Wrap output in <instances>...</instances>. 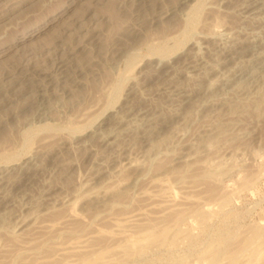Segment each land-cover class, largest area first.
<instances>
[{"label":"rangeland","instance_id":"obj_1","mask_svg":"<svg viewBox=\"0 0 264 264\" xmlns=\"http://www.w3.org/2000/svg\"><path fill=\"white\" fill-rule=\"evenodd\" d=\"M260 246L264 0H0V264Z\"/></svg>","mask_w":264,"mask_h":264},{"label":"bare ground","instance_id":"obj_2","mask_svg":"<svg viewBox=\"0 0 264 264\" xmlns=\"http://www.w3.org/2000/svg\"><path fill=\"white\" fill-rule=\"evenodd\" d=\"M1 2H2V1H1ZM199 3H200V2H199ZM10 7H11V6H10ZM189 15H191V14H189ZM79 26H80V25H79ZM68 37H69V36H68ZM64 42H65V41H64ZM61 43H62V42H61ZM160 46H161V45H160ZM160 46H159V48H160ZM56 47H57V46H56ZM59 47H60V46H59ZM154 48L156 49V47H154ZM61 49H62V48H61ZM151 49H152V48H151ZM155 49H154V51H155ZM157 49H158V48H157ZM157 49H156V52H157ZM160 49H161V48H160ZM170 68H171V67H170ZM170 68H169V69H170ZM164 73H165V72H164ZM161 74H162V73H161ZM159 75H160V74H159ZM158 77H159V76H158ZM158 79H159V78H158ZM161 82H162V81H161ZM159 85H160V84H159ZM22 86H23V85H22ZM22 86H21L20 88H22ZM25 87H27V86H25ZM28 87H30V85H29ZM23 88H24V86H23ZM23 88H22V89H23ZM23 90H24V89H23ZM23 90H22V91H23ZM157 90H158V89H157ZM20 93H21V92H20ZM181 95H182V94H181ZM181 98H182V97H181ZM184 99H185V98H184ZM71 126H72V125H71ZM71 126H70V127H71ZM67 127H68V126H67ZM74 127H75V126H74ZM72 130H73V129H72ZM33 134H34V133H33ZM27 135H28V134H27ZM19 187H20V186H19ZM179 213H180V212H179ZM74 214H76V213H74ZM180 214H182V213H180ZM76 215H77V214H76ZM175 215L180 216V219H181V215H179L178 213L175 214ZM169 216H170V215H169ZM169 216H168V217H169ZM184 216H185V215H184ZM71 217H72V216H71ZM171 217H172V216H171ZM174 217L176 218V216H174ZM178 219H179V218H178ZM178 219H177V220H178ZM170 220H172V219L170 218ZM174 220H176V219H174ZM173 222L175 223L176 221H173ZM151 225H152V224H151ZM151 225H149V227H150ZM146 226H147V225H146ZM146 226H145V227H146ZM152 226L154 227V225H152ZM164 226H165V225H164ZM168 226L170 227V225H168ZM118 227H119V226H118ZM124 227H125V225H124ZM145 227H144V229H145ZM149 227L147 226V228H146V229L148 230L147 233H146V229H145V232L143 231V233H146V234H145V236H144V239H145V240H143V237H141V238H142L141 241L143 240L142 244H144V242H147L146 240H148L150 244H151V243H160V241L163 239V237H164L165 234H166V230H167L166 227H167V226L164 227V228H161V227H157V226H155V227H157L158 229H157V228L154 229V228H152V227L149 228ZM127 228H130V227L128 226ZM127 228H126V229H127ZM148 228H149V229H148ZM159 228H160V229H159ZM165 228H166V230H165ZM122 229H123V228H122ZM139 229H140V228H139ZM142 229H143V228H142ZM127 230H128V229H127ZM101 232H102V231H101ZM123 232H124V231H123ZM126 232H127V231H126ZM136 232H137V231H136ZM96 233H97V232H96ZM102 233H103V232H102ZM110 233H111V232H110ZM115 233H116V232H115ZM124 233H125V232H124ZM138 233H139V232H138ZM141 233H142V232H141ZM141 233H140V234H141ZM143 233H142V234H143ZM253 233H254V232H253ZM120 234H122V233H120ZM129 234H130V233H129ZM129 234H128V235H129ZM142 234H141V235H142ZM101 235H102V234H101ZM104 235H105V234H104ZM104 235H102V236H104ZM106 235H107V233H106ZM106 235H105V236H106ZM118 235H119V234H118ZM124 235H125V234H124ZM128 235H127V237H128L129 239L126 240L125 247H123L122 243L119 245L120 247L123 248V249H122V248L119 247V248H120V251H121V249H122V252L126 253V255H124V256H129L130 254H128V253H130V252H132L131 255H133V253L138 252V251H137L138 249H140V250L142 249V248H141L142 245L140 244L141 241H139V244L141 245V247H140V246H136V243H135V242H137V239L135 240V237H134L133 239H130L131 237H129ZM141 235H140V236H141ZM143 235H144V234H143ZM167 235H168V234H167ZM131 236H136V235H131ZM169 236H170V235H169ZM99 237H100V236H99ZM123 237H125V236H122L121 238H123ZM100 238H102V237H100ZM109 238H110V237H109ZM221 238H222V237H221ZM103 239H104V237H103ZM107 239H108V238H107ZM190 239H191V237H190ZM123 240H124V238H123ZM117 241H119V240H117ZM120 241H122V240L120 239ZM189 241H190V240H189ZM249 241H250V240H248V243H247V244L250 243ZM161 242H162V241H161ZM163 242L165 243V239H164ZM163 242H162V243H163ZM218 242H219V241H218ZM227 242H228V241H227ZM227 242H225V243H227ZM229 242H230V241H229ZM251 242H252V240H251ZM116 243H118V242H116ZM119 243H120V242H119ZM124 243H125V242H124ZM147 243H148V242H147ZM243 243H245L244 245H247L245 240H244ZM243 243H242V244H243ZM139 244H138V245H139ZM217 244H219V243H217ZM227 244H228V243H227ZM73 245H74V244H73ZM151 245H152V244H151ZM257 245H258V244H257ZM77 246H78V245H77ZM77 246H76L75 248H77ZM83 246H84V245H83ZM148 246H149V244H148ZM248 246H249V245H247L246 248H248ZM69 247H70V246H69ZM69 247H68V248H69ZM79 247H80V246H79ZM81 247H82V245H81ZM115 247H116V246H115ZM136 247H137V248H136ZM156 247H157V246H156ZM82 248H83V247H82ZM119 248H118V249H119ZM135 248H136V249H135ZM144 248H145V245H144ZM152 248H153V245H152ZM222 248H223V245H222ZM246 248L243 249V250L245 251ZM253 248H254V247H253ZM71 249H72V248H71ZM103 249H104V248H103ZM103 249H101V250H103ZM146 249H147V245H146ZM148 249H149V247H148ZM148 249H147V250H148ZM150 249H151V247H150ZM217 249H218V248H217ZM239 249H240V247H239ZM254 249H255V250H254ZM254 249H253V252L250 250V251H251L250 253H252V255L249 256V257H250V258L252 257V258H251V261H250V258H249V260L246 258V259L248 260V263H246V264H264V247H261V246H260V247H258V248H257V247L254 248ZM84 250H85V249H84ZM144 250H145V249H144ZM237 250H238V249H237ZM77 251H78V250H77ZM135 251H136V252H135ZM218 251H219V250H218ZM224 251H225V250H224ZM241 251H242V249H241ZM81 252H83V251H81ZM108 252H110V251H108ZM111 252H112V251H111ZM111 252H110V253H111ZM118 252H119V251H118ZM141 252H142V251H141ZM221 252H222V251H221ZM239 252H240V250H238V253H239ZM97 253H98V252H96V254H97ZM104 253H105V252H104ZM124 253H123V254H124ZM219 253H220V252H219ZM235 253H236V254H235ZM241 253H242V252H241ZM83 254H85V253H83ZM92 254L96 255L94 252H93ZM100 254H101V252H100ZM106 254H107V252H106ZM127 254H128V255H127ZM141 254H142V253H141ZM216 254H217V253H216ZM216 254H215V255H216ZM232 254H233V255L235 254V255L232 257V258L234 259V257L237 256V252L235 251V252L232 253ZM232 254H231V256H232ZM102 255L104 256L105 254H102ZM107 255H109V254H107ZM114 255H115V254H114ZM137 255H138V254H137ZM215 255H214V256H215ZM240 255H241V254H239L238 256H240ZM82 256H83V255H82ZM91 256H93V255H91ZM91 256H90V258H91ZM97 256H99V254H98ZM103 256L101 257L102 259L105 257V256H104V257H103ZM238 256H237V258H238ZM80 257H81V256H80ZM87 257L89 258L88 255L86 256V258H85V256H84L85 260L87 259ZM93 257L96 259L95 256H93ZM99 257H100V256H99ZM109 257H111V256H108V258H109ZM120 257H121V256H120ZM139 257H140V256H139ZM210 257H211V256H210ZM101 258L99 259L100 261H101ZM105 258H106V257H105ZM105 258H104L103 260H105ZM151 258H152V257H151ZM214 258H216V257H214ZM214 258H213V259H214ZM79 259H80V258H79ZM92 259H93V258H92ZM92 259H91V260H92ZM97 259H98V258H97ZM109 259H110V258H109ZM112 259H114V258H111V260H112ZM122 259L124 260L125 258L122 256ZM211 259H212V258H211ZM230 259H231V258H230ZM230 259H229V260H230ZM233 259H232V261L230 260L231 263H235V261H236V257H235V261H234ZM80 260H81V259H80ZM82 260H83V257H82ZM87 260H88V259H87ZM87 260H86V263H87V262H90V260H88V261H87ZM114 260H115V259H114ZM119 260H120V259H119ZM208 260H209V259H208ZM237 260H238V259H237ZM92 261H94V260H92ZM105 261H106V260H105ZM107 261H108V260H107ZM230 261H229V262H230ZM243 261H244V260H243ZM249 261H250V262H249ZM75 262H76V261H75ZM83 262H85V261L83 260ZM168 262H169V260H168ZM171 262H173V261H171ZM56 263H57V262H56ZM66 263H67V262H66ZM66 263H65V264H66ZM86 263H84V264H86ZM95 263H98V262L96 261ZM162 263H164V262H162ZM210 263L212 264L213 262H210ZM210 263H209V264H210ZM47 264H48V263H47ZM54 264H55V263H54ZM58 264H59V263H58ZM60 264H61V263H60ZM63 264H64V263H63ZM68 264H69V263H68ZM70 264H71V263H70ZM72 264H73V262H72ZM77 264H78V263H77ZM81 264H83V263H81ZM87 264H88V263H87ZM89 264H90V263H89ZM173 264H174V263H173ZM175 264H176V263H175ZM186 264H187V263H186ZM244 264H245V262H244Z\"/></svg>","mask_w":264,"mask_h":264}]
</instances>
